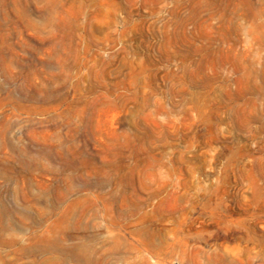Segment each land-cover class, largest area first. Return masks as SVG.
Here are the masks:
<instances>
[{
  "label": "rangeland",
  "instance_id": "374dc122",
  "mask_svg": "<svg viewBox=\"0 0 264 264\" xmlns=\"http://www.w3.org/2000/svg\"><path fill=\"white\" fill-rule=\"evenodd\" d=\"M89 263L264 264V0H0V264Z\"/></svg>",
  "mask_w": 264,
  "mask_h": 264
},
{
  "label": "bare ground",
  "instance_id": "6f19581e",
  "mask_svg": "<svg viewBox=\"0 0 264 264\" xmlns=\"http://www.w3.org/2000/svg\"><path fill=\"white\" fill-rule=\"evenodd\" d=\"M42 153H43V152H42ZM28 190H29V189H28ZM70 190H71V189H70ZM71 191H72V190H71ZM40 200H41V199H40ZM46 202H47V201H46ZM70 203H71V202H70ZM70 203H69V204H70ZM5 206H6V205H5ZM24 207H26V206L24 205ZM5 208H6V207H5ZM5 208H4V209H5ZM39 210H40V209H39ZM41 211H42V210H41ZM50 211H51V210H50ZM26 212H27V211H26ZM44 212H45V211H44ZM44 212H43V214H45ZM44 217H45V216H44ZM48 217H49V216H48ZM93 235H94V234H93ZM46 236H47V235H46ZM83 237H84V236H83ZM50 238H51V237H50ZM93 243H94V242H93ZM54 245H55V244H54ZM57 246H58V245H57ZM32 248H33V247H32ZM57 248H58V247H57ZM34 250H35V249H34ZM62 250H63V249H62ZM59 251H60V249H59ZM74 253H75V252H74ZM77 253H78V252H77ZM78 254H79V253H78ZM104 255H106V254H104ZM103 257H104V256H103ZM84 262H88V261H84ZM89 262H90V261H89ZM107 262H108V260H107ZM89 264H90V263H89Z\"/></svg>",
  "mask_w": 264,
  "mask_h": 264
}]
</instances>
